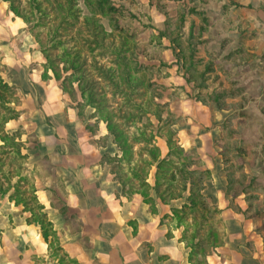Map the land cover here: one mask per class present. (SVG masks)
I'll list each match as a JSON object with an SVG mask.
<instances>
[{
    "label": "crops",
    "instance_id": "0c3cea01",
    "mask_svg": "<svg viewBox=\"0 0 264 264\" xmlns=\"http://www.w3.org/2000/svg\"><path fill=\"white\" fill-rule=\"evenodd\" d=\"M200 1L201 18L209 24L202 39H208L209 46L217 26L215 32L223 44L216 49L220 54L216 62L230 55L231 60L222 64L231 66V74L239 81L235 86L252 87L248 114L257 127L249 129L248 145L264 150V138L261 141V135H256L264 134V0ZM7 13L19 21L10 19L3 30L1 75L16 86L15 109L20 113L5 123V130L20 129L22 138L28 139L21 149L27 155L24 172L62 250L78 264H191L189 249L179 239L180 228L163 220L170 214V205L157 202V212L152 213L139 194L121 193L110 163L103 159L105 152L119 155L105 124L92 116V108L79 109V96L72 100L65 94L50 70L43 78L41 52L34 48L28 31L18 35L11 29L12 22H19L17 26L23 22ZM206 116L211 118L208 111L205 120ZM188 129L196 132L192 125ZM203 136L207 133L199 138ZM195 149L211 169L212 144L208 152L201 145ZM148 182L152 183V175ZM12 191L11 187L0 195V264H58L39 226L31 221V213L8 198ZM214 197L223 244L207 257L206 264H264V233L257 234L264 231L260 220L246 218L243 207L229 206L223 190L216 189Z\"/></svg>",
    "mask_w": 264,
    "mask_h": 264
},
{
    "label": "trees",
    "instance_id": "16d2710c",
    "mask_svg": "<svg viewBox=\"0 0 264 264\" xmlns=\"http://www.w3.org/2000/svg\"><path fill=\"white\" fill-rule=\"evenodd\" d=\"M7 10L15 17L22 20L25 25H30L28 33L33 38L36 48L43 55V78L47 77L46 72L52 71L53 78L61 81V90L72 100L75 99L78 89L79 100L76 105L83 110L85 107L93 109L92 116L97 121L105 124L111 144L119 152L109 155L103 154V159L110 163L112 173L119 181L121 193L130 196L133 193L139 194L144 203L149 204L152 213L157 212L156 203L170 205V214L164 215L172 227H183L179 239L189 249L188 258L191 264H201L205 256L206 248L216 247L223 244L224 232L221 230V219L219 209L215 205L214 190L207 195V186L212 190L213 177L208 169L199 168L201 161L194 153L183 149L176 140V131L173 129L174 120L171 112L167 116H161L163 105L156 102L153 97L154 86L146 79L141 71L149 67L136 62L129 54L127 39L118 42L108 40L111 32L118 27L116 15H120L121 8L116 7L110 0H83V8H79L77 0H2ZM82 15L83 29L90 35L89 42L100 51L110 47L113 54L110 66H100L97 75L101 82L93 79L85 67L86 57L81 55L76 45L66 46L58 39L61 31L77 24L79 15ZM101 19H105L109 25L106 31ZM43 26L46 30L45 41L39 37V32L33 28ZM57 49L55 56L51 50ZM59 63L62 67H58ZM94 68V66H93ZM70 70L71 73L61 79V71ZM4 66L0 63V195H4L11 187L12 193L9 199L15 204H21L25 210L31 213V221L40 228L41 236L48 244L51 256L57 258L58 264H78L67 256L58 244L56 232L51 223L43 213V207L34 194V187L31 179L24 172V161L26 154L21 153L26 148L27 138H22L20 129L16 131L5 130V123L19 115L15 109L18 104L16 86L9 84L2 77ZM111 84L115 91L139 90L137 96L124 100L134 114L120 117L117 107L112 108L109 99H106L104 83ZM102 84V85H101ZM139 86V88L134 87ZM141 98L138 103L134 100ZM203 101L202 103L205 105ZM220 107L218 97L212 101ZM119 106L122 102L118 103ZM117 114V115H116ZM149 115H152L158 125L155 132L152 131L153 123ZM117 118L123 121L131 120L132 124L139 122L135 133H128L122 127ZM164 140L166 152L161 155L157 139ZM34 144L35 139H29ZM137 145V147H136ZM152 175V183L148 182ZM14 180V182H13ZM231 182V179H229ZM224 191V190H223ZM224 193H227L224 191ZM212 202H210V200ZM182 200L178 206L173 201ZM162 221V219H161ZM219 223V226L216 224Z\"/></svg>",
    "mask_w": 264,
    "mask_h": 264
},
{
    "label": "rangeland",
    "instance_id": "374dc122",
    "mask_svg": "<svg viewBox=\"0 0 264 264\" xmlns=\"http://www.w3.org/2000/svg\"><path fill=\"white\" fill-rule=\"evenodd\" d=\"M1 1L0 45L5 44L3 37L6 34L3 30L9 27L10 19L16 20L14 17H10L6 10V4ZM77 1L79 8H83V0ZM110 1L116 7L121 8L120 15H116V17L117 25L122 30L118 32L114 29L111 32L112 35L107 39L118 42L125 37L128 41V53H132L131 57L136 62L149 67L141 73L145 74L146 79L153 83V97L156 102L163 105L161 116L166 117L167 112L172 113L173 118L170 120H174L173 129L176 131L177 143L183 149L196 155L202 163L199 168L208 169L212 173V190L207 186L204 193L209 195L213 190L215 193L218 188L224 190L227 192L224 195L229 206L235 209L245 208V217L251 220H260L262 229H264V150L249 149L250 145H248L249 129L257 127L256 119L248 114L252 107L249 106L248 98H252L253 90L252 87L241 89L235 86L239 81L235 75L231 74V66L227 63L222 64L225 59L231 60L230 55L222 56L220 62H216L220 55L216 49L222 47L223 44L222 37L215 32L217 26L212 31L213 38L209 46L206 45L208 39H202V32H205L204 29L209 25L205 18H201L204 13L201 8L202 1ZM83 14H85L84 10L79 15V22L69 27L68 30L61 31L58 39L63 41L66 46L76 45V48L80 49L81 55L86 57L87 72L92 74L94 80L101 82L99 74L97 75V69L103 65L110 66L114 56L110 47L99 51L89 42L90 35L85 31H78V29H83L82 25L79 26ZM12 23L11 29L18 31V35L31 28L30 25L24 23L20 26H17L19 22ZM101 23L106 31L110 30L105 19H101ZM33 30L34 32L38 31L41 40L45 41L47 35L43 26L33 28ZM34 48L37 49L35 44ZM57 52V49H53L51 55L55 56ZM43 61L45 62L44 57ZM58 67H62V64L59 63ZM50 72L53 75L52 71ZM70 73V70L61 71V79ZM58 82L61 87V81ZM75 84L73 87L78 95ZM104 86L106 99H109L112 108H120L117 112L120 117L123 113V116L136 113L123 103L127 96L132 98L138 95L139 86H134L139 90L128 89L123 92L115 91L107 81ZM215 97H218L220 107L212 102ZM140 99L137 98L134 101L138 103ZM203 101H205V105L202 103ZM120 102L122 104L119 106ZM205 111L211 114V118L207 116V120L203 118ZM149 118L153 123L152 131L155 132L158 123L152 115H149ZM208 119L211 120V125ZM117 120L123 124V129L128 133H135V129L140 126L136 118H133L135 124L131 123L132 119L123 121V119L117 118ZM205 121L210 126L205 127L203 123ZM189 125L194 126L196 132L190 133ZM205 133L207 136L199 138ZM256 135H261V141L264 138L263 133ZM157 144L160 147L161 155L164 154L166 152L164 140L157 139ZM211 144L214 151H211L212 168L210 169L205 166L202 156L196 152L195 148L197 145H201V150L208 152ZM210 202L212 201L210 200ZM172 203L178 206L182 200ZM216 225L219 226V223ZM179 228L181 232L183 227ZM262 232L264 233L261 230L257 234L261 235ZM216 247L206 248L205 253L207 254L202 259L198 257L201 264H206L207 257L216 253Z\"/></svg>",
    "mask_w": 264,
    "mask_h": 264
}]
</instances>
